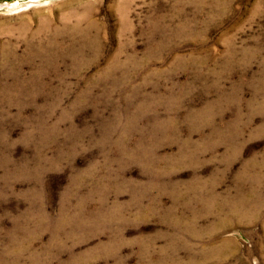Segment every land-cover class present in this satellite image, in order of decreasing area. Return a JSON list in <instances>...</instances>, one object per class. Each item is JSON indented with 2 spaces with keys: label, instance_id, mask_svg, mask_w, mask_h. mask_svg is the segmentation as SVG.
<instances>
[{
  "label": "rangeland",
  "instance_id": "1",
  "mask_svg": "<svg viewBox=\"0 0 264 264\" xmlns=\"http://www.w3.org/2000/svg\"><path fill=\"white\" fill-rule=\"evenodd\" d=\"M0 264H264V0H0Z\"/></svg>",
  "mask_w": 264,
  "mask_h": 264
}]
</instances>
